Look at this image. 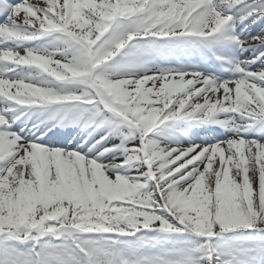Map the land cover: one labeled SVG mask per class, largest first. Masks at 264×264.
Segmentation results:
<instances>
[{"label":"snow or ice","instance_id":"snow-or-ice-1","mask_svg":"<svg viewBox=\"0 0 264 264\" xmlns=\"http://www.w3.org/2000/svg\"><path fill=\"white\" fill-rule=\"evenodd\" d=\"M0 264H264V0H0Z\"/></svg>","mask_w":264,"mask_h":264},{"label":"rangeland","instance_id":"rangeland-1","mask_svg":"<svg viewBox=\"0 0 264 264\" xmlns=\"http://www.w3.org/2000/svg\"><path fill=\"white\" fill-rule=\"evenodd\" d=\"M253 29L254 28H256V25H252L251 26ZM240 31H241V28H239V30H238V33H240ZM250 34H254V33H250ZM34 44H37V45H39V44H43L44 43V41H42V40H38V41H35V42H33ZM26 46H31V45H26ZM21 51H22V48H21ZM234 52V51H233ZM160 63H162V66H166L168 63H171V64H175V63H173V62H160ZM29 71H31V70H28V69H21V70H19V72H21V73H27V72H29ZM33 74H34V72H33ZM179 128H185V126L184 125H179L178 126ZM217 131H219V130H217ZM188 132V131H187ZM196 135H198V137H195V135H189V137L192 139V141L193 142H195V143H198V142H200L201 141V139H204L205 138V133H198V134H196ZM157 139H160V137L158 136L157 137ZM164 142H167V141H164ZM182 142L184 143V144H187L188 143V141L186 140V139H182Z\"/></svg>","mask_w":264,"mask_h":264}]
</instances>
